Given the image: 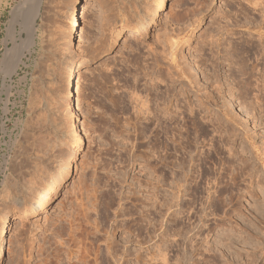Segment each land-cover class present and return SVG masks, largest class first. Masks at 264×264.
I'll return each mask as SVG.
<instances>
[{"label":"rangeland","instance_id":"374dc122","mask_svg":"<svg viewBox=\"0 0 264 264\" xmlns=\"http://www.w3.org/2000/svg\"><path fill=\"white\" fill-rule=\"evenodd\" d=\"M26 1L0 0V223L43 197L51 204L11 220L0 264H43L70 214L85 232L115 237L128 264H264V90L258 104L243 83V63L264 60V0H167L135 33L126 28L153 18L155 0H43L35 46L13 68L2 61L28 37ZM91 59L73 96L84 147L63 190L66 71ZM168 104L175 136L152 116ZM101 251L102 264H116Z\"/></svg>","mask_w":264,"mask_h":264},{"label":"bare ground","instance_id":"6f19581e","mask_svg":"<svg viewBox=\"0 0 264 264\" xmlns=\"http://www.w3.org/2000/svg\"><path fill=\"white\" fill-rule=\"evenodd\" d=\"M42 4H43V0H30L29 2L26 1V5L21 9V12H20L21 15L20 16L22 18H24V21L29 16L31 17V19L30 18L27 19L28 21L31 20L30 25H29V23H27V20H26V23L28 24L29 27L25 24L29 30H27L26 26L24 25L25 29L27 31H29V34H28V37L26 38L25 42L22 43V45H20V44L18 45V44H16L14 42V44H13V46L11 48H7L6 49V51L4 53V61H2V62L5 63V65H9L10 64V65H13V68H15L17 66V64H19V62L21 61V56L23 55L22 54L23 51L25 49L30 51L32 49V47L35 46L34 45V38H35L34 33H35V30H36V26H35L36 25V18L40 14V10H41ZM256 4H258L257 1H256ZM166 6H167V0H155L154 1V7H153L154 11L151 12L152 14L150 13L153 16V18H149V17L147 18L145 16V18H143V19L141 18L142 21H140V22H138V23H136L134 25H131L130 27L126 28V30L128 31V33H135V32H138V31H147L149 29V27L151 26V23H152L151 21L154 20V18L159 13H161L165 9ZM72 8H73V16L70 17V22L69 23L71 24L72 30L74 32H78L79 31V27H80V18H79L78 13H79V10H81L82 7H80L78 5H74ZM50 9H52V8H50ZM22 15H25V16H22ZM19 23H21V22H19ZM120 30L122 31L123 29L121 28ZM262 31H264V30H262ZM262 31H260V32H262ZM68 33H70V32H68ZM70 34H68V35H70ZM48 37H51V36H48ZM70 39L72 40L73 38L70 36ZM42 40H43V38H42ZM172 57H173V59H175L174 58V54H173ZM47 62H46V64H47ZM93 62H95L94 59H91L87 63L86 62H82V61L76 62V63H72V64L68 65L67 71H66L67 72V82H65V83H67V84H65L66 87L64 86L65 89L63 91V98L67 101V105H66L67 107L65 108L66 110H65L64 117L66 119L68 127H70L69 139H70V142L72 144V151L69 154V156H67V158H66L67 160H65L64 164L62 165L61 169L59 170V172H58V174L56 176L57 185L59 186V188H61L63 190L65 189L66 185L69 182L70 175L74 171L75 165H76V163H77V161H78V159H79V157L81 155L82 149L84 147L82 129H81V126H80V124L78 122V118H77L80 109L77 106L78 104L76 105V103H75V101L73 99V96L79 90V87H80V70L83 67H86L89 64H92ZM255 63L251 64L250 66H249V64L247 62L243 63L244 64L243 65L244 66L243 76L245 75L243 83H244V86H245L246 89L258 91V92H256L257 94L254 92L255 95L254 94L253 95L255 97L254 96H252V97H254V99L257 101L258 104H260L262 99H260V95L259 94H260V92L262 90H264V86H262L264 84V83H262V81L264 80V60H263V62H260L259 64H255ZM138 95L139 94H137L136 96H138ZM136 96H135V99L137 98ZM145 97H146V95H145ZM143 99H144V97H143ZM138 100H139V98H138ZM138 100H136V101L139 103ZM171 100H168V101L171 102ZM147 102H149V100ZM140 104H138L137 112L139 110V105L141 106V108L147 106L146 101H141ZM168 107H169V104H168V106L166 108L167 110L163 109V116H158L159 114L157 115L155 113L152 116H155L154 118H156L158 120L157 122H159V125H161L163 127V130H165L167 135H168V133H171L172 135L175 136L176 133H177L176 131H178L177 128H178V120H179L178 118H179V116L177 118V115H176L177 112L174 111L175 109L173 111H170V109H168ZM148 109H149V106H148ZM158 109H159V107H158ZM144 111H145V109H143V112ZM178 114H180V113H178ZM138 115L140 116L142 114H138ZM158 127H160V126H158ZM166 133H165V135H166ZM169 139L172 142L173 138H169ZM216 150H217V147H216ZM208 158H209V153L206 152L204 154V156L201 157V161H206V159H208ZM237 174L238 173H236V175ZM234 175H235V173L233 172L232 181L235 184H238L237 176H234ZM153 196H155V192L153 193ZM179 197L180 196L178 195V198ZM176 198H177V196H176ZM150 200H151V198H150ZM49 201H50V198L43 197L39 201V204H38V205H40V207L39 206H35V207H32L31 211H24L22 213H16V212L8 213L7 212V213H5L3 215L2 221L0 223V256L2 255V252L4 251V248H7L6 235H7L8 227L10 225L11 220H13L15 218H23L25 216H28L30 212L31 213H35V212H39V211H42V212L47 211L49 209L50 204H51ZM61 203L62 202L59 200V202L57 203L56 206H60ZM93 205L97 206L95 204V202H92L89 207L85 206V208H84V211H85L84 218H86V219L89 218L88 214H87V210L90 209V207H91V209L94 208ZM71 209L73 210L72 207H71ZM79 214H81V213H79ZM69 216H70V218H68ZM76 216H78V215L74 216L73 214L72 215L70 214V215H68V217H66L68 219H66V220L63 219L62 220V221H64L66 223V226H64L65 230L62 229L65 232L64 233H63V231L59 232V233L57 232L59 234V236L61 237V241L59 240V243L56 241L57 243H56L55 247L52 249V251H49L48 253L45 252L46 256H45V258L43 260V264H102L103 255H102V251H101V244H103L105 246L106 253L108 254V256H111L112 258H115L114 260H115L116 264H128V260H125V258L122 257V256H121L122 258L121 257L119 258V256H118L120 249L117 248L118 242H117V240L114 239L115 237H111V235L107 231H105V234H102L101 230L99 229V226H98L97 230H95V228H94L95 231L92 230V232L91 231L87 232L88 229L86 228L87 229L86 230L87 233H86L84 231V228H82L81 223H79V219L78 218L80 216L78 218ZM65 223H63V224L61 223V226L65 225ZM61 226L59 228H61ZM86 226H88V225H86ZM119 226H118V228H120L121 231H124L125 229H127V227H126V225H124V223L119 225ZM64 234L66 235V237H65ZM124 234H125V232L124 233L122 232L121 236L125 240V242H128L127 239H129V238L127 236H125ZM84 237H85V239H88V238L91 239L90 243H89L90 240H88V243H89L90 247L89 246L88 247L83 246V245H85L83 243V238ZM99 241H101L103 243L100 244ZM85 242H87V241H85ZM125 242L123 244H125ZM126 246H127V244H126ZM38 252H39L40 255H43L44 254V249H41V250L39 249ZM126 252H127V248H125L123 250L124 254ZM116 256H118V257L116 258ZM25 257H27V255H25ZM141 260H142V258H140V256H139L138 259H137V263L138 264H148L147 261L144 260V261L141 262ZM164 260H165V258H164ZM28 262H29V259L26 258L25 259V264H28Z\"/></svg>","mask_w":264,"mask_h":264},{"label":"built area","instance_id":"2783aa9c","mask_svg":"<svg viewBox=\"0 0 264 264\" xmlns=\"http://www.w3.org/2000/svg\"><path fill=\"white\" fill-rule=\"evenodd\" d=\"M3 123H4V125H5V121H4ZM3 131H5V130H3Z\"/></svg>","mask_w":264,"mask_h":264}]
</instances>
